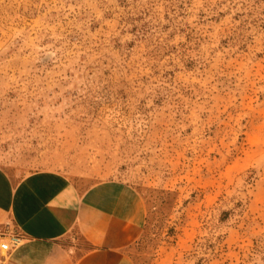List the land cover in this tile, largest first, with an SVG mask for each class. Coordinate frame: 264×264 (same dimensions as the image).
Returning <instances> with one entry per match:
<instances>
[{
	"label": "rangeland",
	"instance_id": "374dc122",
	"mask_svg": "<svg viewBox=\"0 0 264 264\" xmlns=\"http://www.w3.org/2000/svg\"><path fill=\"white\" fill-rule=\"evenodd\" d=\"M0 167L137 188L135 264H264V0H0Z\"/></svg>",
	"mask_w": 264,
	"mask_h": 264
},
{
	"label": "crops",
	"instance_id": "0c3cea01",
	"mask_svg": "<svg viewBox=\"0 0 264 264\" xmlns=\"http://www.w3.org/2000/svg\"><path fill=\"white\" fill-rule=\"evenodd\" d=\"M146 218L145 201L127 183L83 187L57 170L16 178L0 167V230L21 238L0 247V264H135L129 250Z\"/></svg>",
	"mask_w": 264,
	"mask_h": 264
},
{
	"label": "built area",
	"instance_id": "2783aa9c",
	"mask_svg": "<svg viewBox=\"0 0 264 264\" xmlns=\"http://www.w3.org/2000/svg\"><path fill=\"white\" fill-rule=\"evenodd\" d=\"M5 237L7 240H3ZM20 239V235L10 227H7V229L3 231L0 230V247L4 250H9L12 246L18 245Z\"/></svg>",
	"mask_w": 264,
	"mask_h": 264
}]
</instances>
